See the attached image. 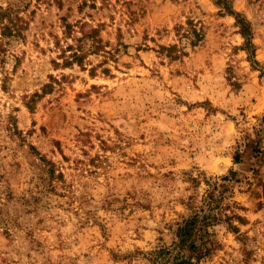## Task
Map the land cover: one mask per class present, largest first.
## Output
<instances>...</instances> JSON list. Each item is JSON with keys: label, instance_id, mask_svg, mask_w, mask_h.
<instances>
[{"label": "rangeland", "instance_id": "rangeland-1", "mask_svg": "<svg viewBox=\"0 0 264 264\" xmlns=\"http://www.w3.org/2000/svg\"><path fill=\"white\" fill-rule=\"evenodd\" d=\"M0 6V264H158L215 181L200 264H264V0Z\"/></svg>", "mask_w": 264, "mask_h": 264}, {"label": "trees", "instance_id": "trees-1", "mask_svg": "<svg viewBox=\"0 0 264 264\" xmlns=\"http://www.w3.org/2000/svg\"><path fill=\"white\" fill-rule=\"evenodd\" d=\"M4 13L3 8L0 6V35H21L22 24H19L21 18L19 16H15L14 18L8 16L7 20L9 24H7L4 22L6 17ZM237 20L242 26L243 35H247V25L244 23V20L239 16H237ZM249 42L248 39L247 43ZM80 55L79 50H75L70 58H67V63H70V61H80ZM228 178V176H224L221 179L227 180ZM221 185L218 181L210 183L209 189L200 204H189L193 210L188 217L183 218V220L177 223V240L170 247H163L153 251V262L156 261L160 264L163 260H166L169 264H200L201 260L208 256L218 245L217 241L213 238L215 226L227 222V227L236 230L237 227L233 224L232 220L234 218L240 222L245 220L244 217L235 213L229 215L224 212L225 209L221 206V201L225 197V186L220 190L219 196H215L214 194V191Z\"/></svg>", "mask_w": 264, "mask_h": 264}]
</instances>
